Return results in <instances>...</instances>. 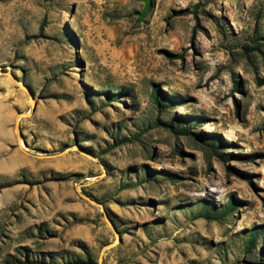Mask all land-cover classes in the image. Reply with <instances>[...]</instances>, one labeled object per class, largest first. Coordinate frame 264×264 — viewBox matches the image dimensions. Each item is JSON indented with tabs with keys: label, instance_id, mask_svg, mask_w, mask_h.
<instances>
[{
	"label": "rangeland",
	"instance_id": "374dc122",
	"mask_svg": "<svg viewBox=\"0 0 264 264\" xmlns=\"http://www.w3.org/2000/svg\"><path fill=\"white\" fill-rule=\"evenodd\" d=\"M0 68V264H264V0H0Z\"/></svg>",
	"mask_w": 264,
	"mask_h": 264
},
{
	"label": "water",
	"instance_id": "95a60500",
	"mask_svg": "<svg viewBox=\"0 0 264 264\" xmlns=\"http://www.w3.org/2000/svg\"><path fill=\"white\" fill-rule=\"evenodd\" d=\"M0 73H7V72H5V71H3V69L2 68H0ZM20 84V83H19ZM29 93H30V95H31V97H32V100L34 101V95L32 94V91L29 89ZM87 199H89V198H87ZM90 201H92V202H94L93 200H91V199H89ZM94 203H96V204H98L97 202H94ZM98 205H100V204H98ZM106 215V214H105ZM106 217H107V219H109L108 218V216L106 215ZM108 221H110V223H111V225H112V227L114 228V225L112 224V222H111V220H108ZM115 229V228H114Z\"/></svg>",
	"mask_w": 264,
	"mask_h": 264
},
{
	"label": "bare ground",
	"instance_id": "6f19581e",
	"mask_svg": "<svg viewBox=\"0 0 264 264\" xmlns=\"http://www.w3.org/2000/svg\"><path fill=\"white\" fill-rule=\"evenodd\" d=\"M19 85L22 87V89H23L24 91L27 90V88H26V86H24V84L20 83ZM20 144H21V142H20ZM22 146H23V144H22Z\"/></svg>",
	"mask_w": 264,
	"mask_h": 264
},
{
	"label": "trees",
	"instance_id": "16d2710c",
	"mask_svg": "<svg viewBox=\"0 0 264 264\" xmlns=\"http://www.w3.org/2000/svg\"><path fill=\"white\" fill-rule=\"evenodd\" d=\"M156 98H157V100H158V105L160 106V104H161V101H160V97H159V95H158V94H157ZM160 108H162V107H160Z\"/></svg>",
	"mask_w": 264,
	"mask_h": 264
}]
</instances>
